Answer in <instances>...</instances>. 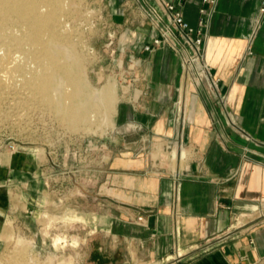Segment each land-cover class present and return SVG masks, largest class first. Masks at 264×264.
Here are the masks:
<instances>
[{"label": "crops", "instance_id": "crops-1", "mask_svg": "<svg viewBox=\"0 0 264 264\" xmlns=\"http://www.w3.org/2000/svg\"><path fill=\"white\" fill-rule=\"evenodd\" d=\"M260 1L218 0L203 43L216 90L199 83L168 44L143 55L146 96L121 105L116 130L132 127L138 146L120 150L114 208L99 222L105 238L90 254L94 264H264ZM199 4L182 7L192 25ZM153 33L147 30L146 42ZM151 134L180 138L171 152L175 165L135 151Z\"/></svg>", "mask_w": 264, "mask_h": 264}, {"label": "rangeland", "instance_id": "rangeland-1", "mask_svg": "<svg viewBox=\"0 0 264 264\" xmlns=\"http://www.w3.org/2000/svg\"><path fill=\"white\" fill-rule=\"evenodd\" d=\"M63 7L58 27L66 22L68 37L48 45L71 64L77 82L64 83L54 74L55 83L85 91L91 101L75 107L96 115L67 118L32 97L24 85L30 72H8L0 63V264H94L90 254L105 238L99 222L114 208L120 150L138 146L132 127L116 131L117 117L123 103L146 96L140 84L146 80L145 45L159 31L154 12L145 0H63ZM149 29L154 33L146 42ZM8 31L23 37L12 23ZM30 46L24 41L15 49L24 55L26 70L34 67ZM109 83L112 98L97 104L91 97ZM144 142L136 152L177 163L171 153L181 146L177 135L151 134Z\"/></svg>", "mask_w": 264, "mask_h": 264}, {"label": "bare ground", "instance_id": "bare-ground-1", "mask_svg": "<svg viewBox=\"0 0 264 264\" xmlns=\"http://www.w3.org/2000/svg\"><path fill=\"white\" fill-rule=\"evenodd\" d=\"M63 10V0H0V25L2 27V32H0V49H2V52H0V63H2L3 69L5 66L6 69L8 68V72H30L29 77L24 79V85L32 92V97L40 99L56 109V111L62 110L63 114L69 118L75 115H86L89 112L87 111L88 109L82 111L80 108V111L75 106L78 103L86 105L91 100L85 91L80 92L81 88L76 93L71 91L68 86L62 87L60 83H55L54 74L61 76V78L63 77L64 83L77 82V77L73 75L71 64L62 61L61 57L55 55L48 45L49 41H57L68 37L64 33L68 29L66 22L59 26L62 27L61 29H58L61 21L59 14ZM10 23L21 30L23 37H18L8 31ZM24 41H28L31 44L28 55L34 64V67L28 70H26L24 65L22 52L15 53L17 51L15 50L16 48L20 51ZM109 85L103 91H98L95 96L91 97L98 100L97 104L104 97L108 98L110 96L108 99L112 98ZM70 98L72 99L71 102ZM95 113L90 111V118L94 117ZM73 127H76V124ZM70 216L75 217L73 213Z\"/></svg>", "mask_w": 264, "mask_h": 264}, {"label": "built area", "instance_id": "built-area-1", "mask_svg": "<svg viewBox=\"0 0 264 264\" xmlns=\"http://www.w3.org/2000/svg\"><path fill=\"white\" fill-rule=\"evenodd\" d=\"M187 1L156 0L157 5L163 8V15L158 13L153 4H149L150 10L154 12L155 25L159 31L153 36L152 43L145 45V49L152 50L161 44H168L177 49L182 55L184 67L194 71L198 82L206 81L213 91L217 89V79L213 76L209 65L203 60V43L218 0H199V16L196 25L190 24L184 17L182 7ZM263 19L264 0H261L259 20ZM138 219L141 220L142 216H138Z\"/></svg>", "mask_w": 264, "mask_h": 264}]
</instances>
